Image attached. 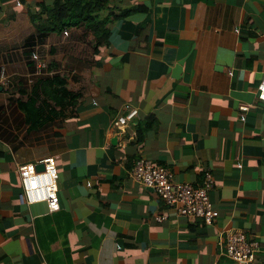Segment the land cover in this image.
<instances>
[{"label": "crops", "instance_id": "obj_1", "mask_svg": "<svg viewBox=\"0 0 264 264\" xmlns=\"http://www.w3.org/2000/svg\"><path fill=\"white\" fill-rule=\"evenodd\" d=\"M50 4L0 0V264H264V0H107L102 43L37 31ZM46 155L53 211L23 201L17 171ZM142 156L193 185L209 171L217 214L177 213L130 176ZM235 229L258 241L248 262L223 253Z\"/></svg>", "mask_w": 264, "mask_h": 264}, {"label": "built area", "instance_id": "obj_2", "mask_svg": "<svg viewBox=\"0 0 264 264\" xmlns=\"http://www.w3.org/2000/svg\"><path fill=\"white\" fill-rule=\"evenodd\" d=\"M67 31L63 29V33ZM31 59L35 62L34 74L44 73L45 63L37 51H33ZM257 99L264 108V73L257 86ZM245 110L247 106H240ZM124 112L116 115L113 123L121 127L137 115V108L128 104L123 105ZM43 168L38 170L34 163H25L18 167V176L22 183V198L26 203L45 202L47 209L53 211L59 208L56 193L55 175L57 172L55 158L46 155L41 159ZM129 174L140 184L151 187L168 205L175 208L177 213L185 216H200L210 222L217 214L211 205L208 190L213 186L214 180L209 171L204 174L200 184L176 181L172 171L148 158L142 156L133 162ZM161 220L165 215L155 216ZM258 241L248 238L240 229L228 231L223 245V253L237 263L248 262L257 250Z\"/></svg>", "mask_w": 264, "mask_h": 264}, {"label": "trees", "instance_id": "obj_3", "mask_svg": "<svg viewBox=\"0 0 264 264\" xmlns=\"http://www.w3.org/2000/svg\"><path fill=\"white\" fill-rule=\"evenodd\" d=\"M107 0H51L49 7L42 8L39 14H33V18L37 20V31L44 28H54L62 31L63 28L74 24L83 27L92 32L95 43H102L107 36L105 23L107 21L104 15V8ZM41 14L45 17L42 18ZM34 69V66H32ZM44 75H33L32 79L43 77ZM48 95H53L55 92H61V97L64 91L57 88V91H50L48 88L44 89ZM38 113V112H37ZM37 116V114H36ZM28 117V116H27ZM31 126L41 122L42 116L39 112V117L36 119H29Z\"/></svg>", "mask_w": 264, "mask_h": 264}, {"label": "clouds", "instance_id": "obj_4", "mask_svg": "<svg viewBox=\"0 0 264 264\" xmlns=\"http://www.w3.org/2000/svg\"><path fill=\"white\" fill-rule=\"evenodd\" d=\"M66 28V27H65ZM65 28H63V29H65ZM37 54H38V56H39V53L37 52ZM40 58V57H39ZM41 59V58H40ZM32 61H33V63H34V71H35V62H34V60L33 59H31ZM42 61H44L43 59H41ZM44 63H45V61H44ZM34 71H33V74H34ZM48 73V70H47V65L45 64V68H44V73H42V75H46ZM36 75H39V74H36ZM124 112V111H123ZM123 112H121V113H123ZM119 114V113H118ZM136 117V116H135ZM116 118V117H115ZM134 119V118H133ZM132 119V120H133ZM131 120V121H132ZM129 122V121H128ZM127 122V123H128ZM126 123V124H127ZM152 160V159H151ZM43 164V163H42ZM36 168V167H35ZM38 170H40V169H38ZM142 185V184H141ZM145 186V185H144ZM147 187V186H146ZM148 188H151V187H148ZM152 189V188H151Z\"/></svg>", "mask_w": 264, "mask_h": 264}, {"label": "water", "instance_id": "obj_5", "mask_svg": "<svg viewBox=\"0 0 264 264\" xmlns=\"http://www.w3.org/2000/svg\"><path fill=\"white\" fill-rule=\"evenodd\" d=\"M113 140H114V138H112L111 141H113ZM35 167H36V169H42V168H43V164H42V162L35 163Z\"/></svg>", "mask_w": 264, "mask_h": 264}, {"label": "rangeland", "instance_id": "obj_6", "mask_svg": "<svg viewBox=\"0 0 264 264\" xmlns=\"http://www.w3.org/2000/svg\"><path fill=\"white\" fill-rule=\"evenodd\" d=\"M66 27H68V26H66Z\"/></svg>", "mask_w": 264, "mask_h": 264}]
</instances>
